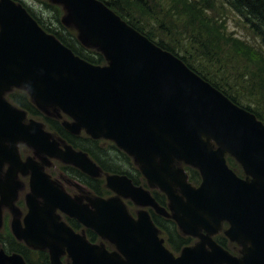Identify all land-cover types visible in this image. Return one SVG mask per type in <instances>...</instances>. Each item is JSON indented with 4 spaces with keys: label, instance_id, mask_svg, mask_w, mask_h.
<instances>
[{
    "label": "water",
    "instance_id": "water-1",
    "mask_svg": "<svg viewBox=\"0 0 264 264\" xmlns=\"http://www.w3.org/2000/svg\"><path fill=\"white\" fill-rule=\"evenodd\" d=\"M48 1L63 7L62 23L85 47L99 50L106 64L76 54L22 3L0 0V171L9 165L0 176V228L7 207L15 238L49 251L51 264H64L66 253L67 264H264V122L103 1ZM14 88L27 92L44 114L62 119L69 132L85 130L95 139L114 141L149 187L167 195L168 208L118 173L105 174L117 195L86 196L84 202L70 196L39 162L21 160L20 142L46 165L54 157L93 177L103 172L88 153L66 143L62 149L42 121L27 119L26 110L6 98ZM228 154L244 177L229 166ZM182 164L200 171L199 185L188 181ZM19 173H31L26 214L16 204ZM123 198L173 218L182 232L199 240L175 256L149 211L142 208L134 218ZM58 209L109 238L124 257L89 244L61 220ZM224 222L229 223L224 233L241 246L239 256L212 237ZM0 264L27 262L22 254L0 248Z\"/></svg>",
    "mask_w": 264,
    "mask_h": 264
},
{
    "label": "rangeland",
    "instance_id": "rangeland-1",
    "mask_svg": "<svg viewBox=\"0 0 264 264\" xmlns=\"http://www.w3.org/2000/svg\"><path fill=\"white\" fill-rule=\"evenodd\" d=\"M17 1L19 3L23 1L26 5H29L42 18L46 27L53 29L59 27L61 30V23L58 21V16L54 11L49 12L48 8L37 0ZM157 2L158 5H152L150 11L148 9H142L138 4H134L128 16L156 39H164V41L172 43L175 49H178L181 54L188 55L194 67L220 83L224 88H227L233 95L238 97L237 99L240 101V104L251 108L252 111H255L256 114L258 113L264 120V42L254 35L248 25L244 26L238 16L230 14L227 21L223 22L220 18L210 13L209 10L204 12L200 9L197 0H158ZM63 13L59 17L60 21L62 20ZM155 15L159 16L161 20L155 21ZM232 15L235 18L229 20L233 17ZM188 16L193 17L195 21H192V18L189 19ZM160 24L165 26V28H161ZM167 25L170 26L167 28ZM200 26H204V30L208 32V34L204 33L201 39L205 40L209 45V48L204 47L206 51L208 50L209 54H203L205 49L197 45L196 42H193L198 38V28ZM166 31L172 32L173 34L169 35ZM190 36H193L194 39ZM9 100L12 101L11 98ZM32 115L37 120H43L39 114L32 113ZM63 116L65 119L68 118L66 115ZM67 120L71 121L70 118ZM48 129L46 128L47 131H50ZM50 132L52 133V131ZM76 137L78 140L96 141L85 130H82ZM100 142L106 144V142ZM83 144L90 143L83 142ZM30 153L31 151L28 149L27 154ZM49 159L55 165H45V169L49 168L48 172L53 174V176L65 175V173L74 176L71 170L68 169L70 167L65 168L62 166V164L69 165L68 163L60 159ZM37 160L40 161L39 159ZM128 160L121 159L117 164L121 165L122 169L127 170L134 176L135 180L141 181V177L143 178V176L141 175L140 169L132 161L135 167L133 168ZM230 165L242 175L241 167L234 160L230 162ZM195 171L198 173L195 184H198L201 181V176L197 169ZM21 177V174H19L18 179L21 180ZM73 179L77 181L76 178ZM79 185L81 186V183ZM68 187L71 190L75 189L71 185ZM105 188L108 194L114 193L108 187ZM77 191L78 193L85 194L84 196L89 195L85 191L80 192L78 189ZM132 207L135 209V205H132ZM4 211L6 227L2 229L1 237L4 234L6 236L4 240H7L14 238L13 234H10V219L12 216L8 208L4 209ZM180 232L188 236L182 230ZM30 256H33L34 259L35 255L30 254Z\"/></svg>",
    "mask_w": 264,
    "mask_h": 264
},
{
    "label": "trees",
    "instance_id": "trees-1",
    "mask_svg": "<svg viewBox=\"0 0 264 264\" xmlns=\"http://www.w3.org/2000/svg\"><path fill=\"white\" fill-rule=\"evenodd\" d=\"M37 1L40 2L43 6L47 7L49 12L54 11L58 16L57 18L58 21L61 23L60 25L61 30L59 29V27L57 29L46 27L42 21V18L38 16L29 5H27L28 10L33 14V16L36 17V19L39 21V23L44 28L54 33L67 46H69L71 49H73V51L81 55L83 58L89 60L90 62L96 63V64L105 63V58L101 52H99L96 49L85 48L78 40L77 33L74 31V29L65 26L60 21L59 17L63 13V9L61 8V6L52 4L48 0H37ZM101 1L106 3L111 9H113L116 13L121 15V17L124 18L128 23H130L136 29H138L143 34H145L156 44L180 56L186 62L187 65H189L192 69H194L197 73H199L206 80L211 82L218 89L223 91L233 101H235L239 105L249 110H252L251 108L240 104V101L237 99L238 97L233 95L227 88H224L220 83L211 79L206 74L201 72L199 69L194 67V64L189 59L188 55L181 54L178 51V49H175L172 43H168L164 41V39H156L152 34H149L148 31H145V29L141 25H138L134 20L130 19V17L128 16L134 4H138L140 5L142 9L144 10L148 9L150 11L151 10L150 8L152 7V5L153 6L158 5V2H157L158 0H101ZM197 3H198V7L202 9L204 12L209 10L210 13L220 18L223 22L227 21L230 14H233L234 16H238L242 24L244 26L248 25L252 29L254 35L260 38L262 42H264V0H197ZM234 16L231 17L229 20H233V18H235ZM188 18L189 19L192 18V21H195L193 17L188 16ZM154 19L155 21L161 20V18L157 15L154 16ZM169 26L170 25H167V28ZM160 27L165 28V26H163L162 24H160ZM166 32L169 33V35L173 34L172 32H169V31H166ZM198 32H199L198 38L194 40L193 42H196L197 45L203 48L204 47L209 48V45L205 42V40L201 39V36L204 33L208 34V32L204 30V26H200L198 28ZM190 37L194 39L193 36H190ZM203 54H209L208 50L206 51L205 49ZM10 98L13 102H16L20 106L28 109L31 113L41 115V118L45 121V123L47 124L48 128H50V130H52L55 134H57V136L62 137L63 139L67 140L74 147L87 151L90 154V156L105 171H109L112 173L125 172L126 174H128L129 176L133 178L135 184L147 185L145 180L142 177H141V181L135 180L134 176H132L127 170L122 169L121 165L117 164L119 163L121 159H125V160L129 159L128 161L133 166L131 157L128 156L124 151L119 149L114 143L109 142V141H104V140H96L93 142H89V140H78L76 135H72L64 128L61 120L57 118L47 117L46 115L45 116L42 115V113L38 110L35 104L30 100L29 96L23 91H17L15 93H12L10 95ZM100 141L106 142V144H103ZM83 142H88L90 144H83ZM232 161L233 159L229 158V162H232ZM133 168L135 167L133 166ZM72 170H74V172H72L73 175H76L77 177L81 178V180L90 189H92L95 194L107 196L108 191L103 186L104 185L103 180L92 179L89 176L80 172L77 168H73ZM188 172L190 174L191 181L193 183H196V175H198V173L193 168H188ZM153 195L155 196V198L160 204L167 206L168 199L164 193L155 189L153 190ZM152 217L156 221L157 225L161 227L163 230H165L167 234L168 244L174 250L179 251L183 245L187 243L189 244V242H191L190 237L185 236L180 232V230L177 227V223L175 221L173 220L169 221L168 218L159 216L153 212H152ZM12 247H13L12 248L13 250H17V251H19L18 247H20V249L22 248L21 245L20 246L17 245L15 241L12 244ZM22 252L23 251L21 249V253ZM23 254H25V252H23ZM38 255L39 256L37 257V260H33V257L31 256H29L28 258L27 256H25V258L26 260L28 259V261L31 262L30 264H49L50 260H49L48 255L45 252H41Z\"/></svg>",
    "mask_w": 264,
    "mask_h": 264
},
{
    "label": "flooded vegetation",
    "instance_id": "flooded-vegetation-1",
    "mask_svg": "<svg viewBox=\"0 0 264 264\" xmlns=\"http://www.w3.org/2000/svg\"><path fill=\"white\" fill-rule=\"evenodd\" d=\"M67 142V141H66ZM69 143V142H68ZM61 145V147H63L64 146V144H60ZM18 148H19V152H20V154H21V158L24 160V161H26L27 159H28V157H33L34 158V160L35 161H37V162H39V164H42L43 166H44V171L46 172H48V169L46 168L45 169V165L46 164H44L42 161H41V158H39L38 156H35L34 155V153H33V149L30 147V146H28L27 144H25V143H19L18 144ZM30 150L31 151V153L30 154H27V150ZM37 159H39L40 161H38ZM55 160H57V159H55ZM49 165H55L52 161H50V164ZM51 166V167H52ZM62 166L63 167H65V168H67V167H70V168H68V169H70L71 170V172H74V170H72L73 168H77L76 166H73V165H66V164H62ZM7 169H8V164H5V165H3L2 166V170L0 171V175L1 176H4L5 174H6V172H7ZM80 172H82L83 174H85V175H87V176H89L90 178H92V179H101V180H103V178H97V177H93V176H90V175H88V174H86L85 172H83L82 170H80L79 168H77ZM61 170V169H60ZM62 171V170H61ZM46 172V173H47ZM63 172V171H62ZM64 173V172H63ZM75 173H76V171H75ZM19 174H21V173H19ZM19 174H18V176H19ZM47 174H49V177L52 179V180H55L56 181V183L57 184H59L60 186H62L69 194H71V195H75V196H82L83 197V200H84V202L85 201H87V199H86V196H84L85 194H82V193H78V191H77V189L81 192V191H85L87 194H91L92 196H94V195H96V194H94V191L92 190V189H90L82 180H81V178H79V177H77L76 175H74V176H70V175H68V174H66L65 173V175L64 174H60L59 176H53V174H51V173H47ZM73 174V173H72ZM21 176L23 177H21V184H22V187L20 188V190H19V198H18V201H17V205H18V207L19 208H21V210L23 211V213L24 214H26L27 213V211H28V206H27V195H28V193L31 191V183H30V181H31V173L30 174H27V175H23V174H21ZM73 178H76L77 179V181L75 180V179H73ZM104 181V180H103ZM79 183H81V186L79 185ZM104 186L106 187V183H105V181H104ZM69 185H71V186H73L75 189H76V191H75V189L74 190H71L70 189V187H68ZM78 193V194H77ZM111 196L112 194H107V196ZM99 196V195H98ZM102 196V195H101ZM130 199H128L127 201H126V203H127V205H128V207H129V209H130V211L132 212V213H136L137 214V211H138V209H139V207H136L135 206V209H133V207H132V205L134 206V204L131 202V201H129ZM24 205V207L22 208V206ZM7 207H4V209H6ZM4 209H3V218H4V213H5V211H4ZM9 209V208H8ZM10 210V209H9ZM152 210V211H151ZM11 212V211H10ZM150 212H151V214H152V212L153 213H155V214H157V215H159V216H162V215H160V214H158L154 209H150ZM131 213V214H132ZM61 215H62V219L63 220H65V222L70 226V227H72V229L74 230V231H76L77 233H80V234H82V235H84L85 236V238H86V240L89 242V243H91V244H93V245H98V246H103L105 249H107V251H109V252H113V251H115V252H118V253H120L123 257H124V255L120 252V250L117 248V245L115 244V243H113L110 239H107V238H105V237H103L102 235H100V234H98L95 230H93L92 228H89V227H86L85 225H83L79 220H77L76 218H73V217H70V216H68L67 214H65V213H63V212H61ZM11 216H12V213H11ZM136 216V215H135ZM164 217V216H163ZM169 219V221H171V220H173V219H171V218H168ZM155 221V220H154ZM174 221V220H173ZM5 218H4V220H3V224H2V226H1V228H0V248H4L5 249V251L7 252V253H13V252H18V253H21V249H22V251L23 252H25V254H23V252L21 253L24 257L25 256H27V258L30 256V254H34L35 256H34V259L33 260H37V257L39 256L38 254L39 253H41V252H45L47 255H48V257H49V260H50V262H49V264H51V259H50V253H49V251H47V250H42V249H35V248H33V247H31V246H29L28 244L26 245L25 244V242H23V241H20V240H18V239H15V236H14V238H9V239H7V240H4V238L6 237L4 234H3V236L1 237V231H2V229L3 228H5L6 227V225H5ZM155 223H156V221H155ZM157 224V223H156ZM226 225L225 224H223V227H222V230L219 232V233H217V234H215V235H213V239L215 240V242H217L220 246H222L224 249H226V250H228L231 254H234V255H241V247H240V245L237 243V242H235V241H233V240H231L225 233H224V230H225V228H227V227H225ZM161 228V227H160ZM10 234L12 235L13 233H12V230H11V219H10ZM163 234H162V233ZM161 232H160V236L164 239V245L167 247V248H169L172 252H174L175 254H179L180 252H181V250H182V248L184 247V246H186V245H183L181 248H180V250H179V252L178 251H176V250H174L173 248H171L170 246H169V244H168V241H167V234H166V232H165V230H163L162 228H161ZM190 238H192L191 239V242H189V245H193V244H195L196 242H197V238L196 239H194V237H192V236H190ZM14 241L17 243V245H21V249H20V247H18V249H19V251H17V250H13L12 248V244L14 243ZM206 247L209 249V250H211V247H210V245L209 244H206ZM176 252H178V253H176ZM33 257V256H32ZM61 261L64 263V264H67L68 262H70L71 261V258L70 257H68V254L66 253V254H63L62 256H61ZM33 262V261H32ZM27 263L28 264H30L31 262H29L28 261V259H27Z\"/></svg>",
    "mask_w": 264,
    "mask_h": 264
}]
</instances>
